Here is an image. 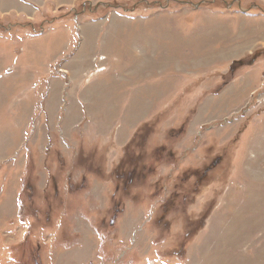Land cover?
I'll use <instances>...</instances> for the list:
<instances>
[{"label":"rangeland","instance_id":"obj_1","mask_svg":"<svg viewBox=\"0 0 264 264\" xmlns=\"http://www.w3.org/2000/svg\"><path fill=\"white\" fill-rule=\"evenodd\" d=\"M0 264H264V0H0Z\"/></svg>","mask_w":264,"mask_h":264}]
</instances>
